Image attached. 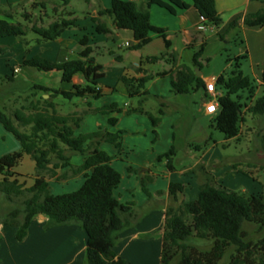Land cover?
<instances>
[{
    "label": "trees",
    "instance_id": "obj_1",
    "mask_svg": "<svg viewBox=\"0 0 264 264\" xmlns=\"http://www.w3.org/2000/svg\"><path fill=\"white\" fill-rule=\"evenodd\" d=\"M70 0H56L53 8L54 19L46 26L34 20L31 13L24 12L22 17L25 24L10 22L13 16L4 13L7 19H0V38L6 36L22 37L28 31L34 32L38 42L53 41L62 33L77 26V17L72 12L59 10L68 5ZM142 7L134 0H111L108 9H100L98 15H108L117 29L132 31L135 44L133 49H140L151 40V33L166 39L165 29L153 26L150 22L148 7L157 4L170 13H175L174 6L187 8L188 4L181 0H144ZM193 7L202 18L200 24H211L218 27L221 16L215 7V0H191ZM10 5V4H8ZM39 5H42L40 3ZM173 5V6H172ZM58 13V14H57ZM97 21L96 18H92ZM243 23L247 26L264 25V8L244 16ZM236 27V21L229 24V28ZM98 33H107L104 26L97 23ZM220 37H223L220 35ZM81 50L76 59L52 62L39 55L22 60V66L35 68L39 71L60 72L61 81L71 83L75 75H82L84 84H72L69 90L50 88L39 83H32L28 90L32 99L27 106L13 109L9 114L0 110V123L6 131L11 133L19 142L17 151L0 157V195L12 207L3 215L0 221L16 228V239L22 241L27 235L32 218L36 214L47 216L45 228L75 224L85 231L86 247L83 264H125V260L118 256L113 247L119 239V234L133 226L136 215L130 204H121L113 194L121 180L120 173L111 165V156L98 148L99 141H107L115 147L120 146L119 133H110L103 129L90 133L75 134L82 120V114L77 112L61 113L57 109L55 98L61 96L71 100L74 97L98 98L102 95L97 87V81L102 77L100 65L92 56L93 49L88 45V37L79 40ZM205 44L193 53V65L201 67L200 58ZM1 51V47H0ZM165 57L174 65L177 57L169 52L166 56L149 57V62H157ZM247 53L227 57L231 62V69L223 72L216 79L220 93L217 97V110L211 118L212 126L224 134L226 139H239L241 127L246 122V116H264V95L255 97L258 87H264V67L261 84L245 75L241 70L242 61ZM208 61V58H206ZM170 71L156 73L143 72L140 77L121 76L129 96L139 98V107L135 109L144 112L142 103L149 92L146 84L154 77L165 75ZM12 81L13 76H6ZM173 92L190 94L198 89L205 91V83L197 76L193 67L183 65L175 72L171 81ZM39 94L38 98H33ZM48 95V97H43ZM104 111H120L114 104L102 107ZM154 126L158 118L150 116ZM115 118H109L114 123ZM260 148L264 151V129L257 133ZM175 149L172 146L161 154L159 160L165 159L166 165L172 169V156ZM74 154L85 155L84 161L78 166L71 164ZM28 155L34 162L35 174L32 185H27L22 174L14 168ZM69 167L67 171H59ZM202 167V166H199ZM233 167L239 171L238 164ZM131 170L130 167L127 168ZM248 172H245V174ZM83 174L84 181L80 187L71 192L53 194L48 179L56 180ZM150 178H141L145 191V183ZM181 183L171 182L168 187L170 204L165 210L164 225L161 231L162 243L160 264H218L229 249L232 252L227 264H264V236L252 241L245 224L264 226V195L240 194L217 187L213 176L203 172V180L199 183L197 198L178 203L177 193L181 192ZM198 242H209L208 250H201Z\"/></svg>",
    "mask_w": 264,
    "mask_h": 264
},
{
    "label": "crops",
    "instance_id": "obj_2",
    "mask_svg": "<svg viewBox=\"0 0 264 264\" xmlns=\"http://www.w3.org/2000/svg\"><path fill=\"white\" fill-rule=\"evenodd\" d=\"M134 1L142 7L145 5L144 0ZM181 1L187 3L188 7L174 6L175 13H170L157 4H151L148 7L151 24L165 29L169 47H166L162 37L151 33V40L147 44L140 49L132 50L134 54L131 61H127L125 57L115 53L107 45L108 41L115 42L121 40L122 37L130 40L125 41L126 47L135 44L132 31L117 29L110 16L98 15L100 9H108L111 6V0H70L67 6L59 9L74 13L77 17V26L65 30L55 40L57 48L76 52L78 56L81 50L79 40L83 36H87L88 45L93 49L92 56L95 58V62L100 65L99 72L102 73V77L97 81V86L101 89V96L107 95L105 101L100 100L101 102L92 103L91 101L95 99L93 97H74L70 101L74 105L70 112H80L82 109L80 105L83 103H91V106L87 107L91 110L110 104H114L120 110L112 111L107 119L93 111H88L89 113L82 117L79 127L90 128L92 131L103 128L110 133H119V147H115L107 141H99L98 148L111 156V165L121 175L119 184L113 190L114 196L119 203L130 204L137 218L133 226L119 234V239L113 247L114 252L125 260V264H160L161 231L164 225L165 210L170 204L169 184L174 182L183 185L182 191L177 193L178 203L191 201L197 198L199 183L203 180V172L210 174L214 172L210 170L207 162L212 159L208 157V153L211 148L215 147L216 141L213 140L211 146L212 135L208 134L207 126L198 123L199 119L208 117L211 120L214 115L205 111L206 92L203 89H198L190 94L174 93L171 81L175 77L176 70L187 65L193 67L197 76L204 83L212 78L217 79L226 69L225 66L211 69L208 63L205 67L202 65V58L206 57L204 54L206 46L210 41L215 44L217 41L224 43L234 41L235 37H238V33H241L244 38L240 40V47H243L238 49L234 57L246 52L247 58L244 61L247 62V71L243 69L244 61H242L241 70L255 84H261L264 67V25L250 27L243 23V19L245 15L264 8V0H215V7L222 22L218 27L205 24L203 29L198 28L201 17L193 7L192 1ZM40 3L43 6L39 5ZM56 4V0H0V10L7 11L13 16V19H8L10 22L19 20L24 12H28L32 17L35 16L34 20H38L40 25L45 26L54 19L53 15L48 14V10H53ZM31 8H34V11H31ZM39 8L41 10H38ZM2 12L0 19H7ZM92 18H96L97 21H93ZM232 21H236V27L229 28ZM97 23L107 28L108 32L98 33L96 31ZM208 31L213 35H206ZM10 38V36L1 37L0 41L7 42L10 41ZM41 44L44 45V43ZM202 44H205V49L202 56L198 58L201 63V67L198 69L193 65L192 52L197 51ZM106 49L115 64H111V60L105 59ZM214 50H218V46L215 45ZM169 52L174 53L177 57L174 65L165 57L157 62L147 60L149 57L166 56ZM185 52L189 53V56L184 62L182 58ZM39 56L45 58L43 55ZM30 58L32 56L22 54L19 61ZM54 58L48 60L62 62L70 59L66 54L63 57ZM108 67L114 70L111 79H107L109 72L105 70ZM14 69H18L16 73H19L18 67H14ZM33 69L35 68L30 69L29 67L26 70L27 81L36 82L31 78L34 75ZM160 71H170V73L157 76L147 83L149 94L157 99V108L154 107L151 109L154 111H148L146 107L144 108L143 102L141 106L146 117L137 114L127 115L124 108L127 106L128 94L121 82V76L140 77L143 72L156 73ZM43 73L48 78L47 81H42L43 85L53 88L52 83L55 80L61 81L59 71L52 70ZM63 83L65 82H62L58 89L69 90L72 84H84L85 79L78 74L73 77L71 83L66 85ZM108 83L111 85H107ZM215 88L220 93L217 84ZM259 90H261L260 86L257 91ZM156 110L157 116L154 114ZM149 115L158 118L156 126L152 124ZM250 117L255 120L262 119L257 116ZM109 118H115L116 121L110 123ZM260 128L264 129V126H260ZM199 131L201 132L197 133ZM82 132L84 131L82 130ZM177 140H181L183 143L185 157L178 149ZM172 146L175 153L171 161L172 169H169L166 160H159L158 157ZM19 148V142L0 123V157L17 151ZM199 153H201L200 156H198ZM182 157L187 159L186 163L182 164L181 162L180 165H175L174 163L180 162ZM84 158L85 155L80 154L71 157L70 162L72 165L78 166L83 163ZM128 167L131 168L130 171H128ZM68 169L69 167L60 170L59 174ZM143 177L150 178L145 183V191L141 184ZM83 181V174L62 180H56L55 177L48 179L53 194L74 191L80 187ZM66 186L71 189L65 191ZM11 207L12 205L0 195V215L8 212ZM46 223V215L36 214L31 220L27 235L22 241H19L15 236L16 228L0 221V264H83L87 239L85 231L75 224L45 228Z\"/></svg>",
    "mask_w": 264,
    "mask_h": 264
},
{
    "label": "rangeland",
    "instance_id": "obj_3",
    "mask_svg": "<svg viewBox=\"0 0 264 264\" xmlns=\"http://www.w3.org/2000/svg\"><path fill=\"white\" fill-rule=\"evenodd\" d=\"M38 10H41V8H39ZM31 11H34V8H31ZM48 14L53 15L54 13L50 9L48 10ZM34 17L35 16H33V18ZM15 21L25 24L22 15L19 20ZM206 35L211 36L213 34L208 31L206 32ZM10 37V41H0V110L6 114H9V112L13 109L20 108L21 106H27L29 100L32 99L31 91L28 90V87L32 83L38 82L39 84H41L43 83L42 81H47L48 79L43 71L33 69L34 75L31 78L36 82L27 81L26 78L28 77V75H26V70L29 67L22 66V61H19L22 54H27L32 57L35 55H43V57L47 59L50 58L52 60L55 59L54 57H63L64 54H66L70 59H76L78 57L76 52L70 50L66 51L63 49L59 50L57 48L58 45L55 40L38 42V36L31 31H28L26 35L22 37ZM243 38V35L241 33H238V37H235L234 41H229L227 43L217 41L216 44L210 41L206 46V50L204 53L205 56L208 57V61L206 60V57H203L202 65L205 67L208 63V66L211 69H217L218 67L225 66V71L228 72L231 69V65L229 64V62H227V57L233 58L238 49L243 47H240V40H242ZM125 41L130 40H128V38L122 37L121 40H117L115 42L111 40L108 41L107 45L108 48L112 49L115 53L122 55L127 59V61H131L134 54L132 52L133 48H131L132 45L126 47L124 45ZM41 43H44V45H42ZM215 45L218 46V50H214ZM106 51L107 49L105 50V59L111 60V64H115L113 58L109 56ZM187 56H189V53L185 52L183 54L182 61H187ZM14 67H18L20 69L19 73H16L15 75H13ZM243 69L247 71V62L245 61L243 62ZM105 71L109 72V76L107 79H111L114 70L111 67H108V69H106ZM6 76H13V80H6ZM52 84L54 85L53 88L58 89L60 87V84H62V81L55 80ZM63 84L66 85L67 83ZM107 85L111 84L108 83ZM261 95H264V87H261V90L256 92L255 97ZM38 96L39 94H37L33 98H38ZM45 96L48 97V95H43V97ZM106 96L107 95H103L95 98L93 99V101H91V103L100 100L105 101L107 99ZM54 101L58 103L57 109L61 113H68L74 107V105L70 103L71 100L64 99L61 96L55 98ZM127 101V106L124 108L126 109L127 115L137 114L139 116L146 117L144 112L135 110L137 109V107H139L138 97H131L128 95ZM91 103L81 104L80 107H82V109L78 113L82 114V117H84L85 114L89 113L88 111H93V113H97L99 116H103L107 119L111 112L104 111L102 109V107H104L105 105L92 110L89 108L87 109V107L91 106ZM157 104V99L149 94L145 99L143 106L144 108L146 107L148 111H154L151 109H153L154 107L157 108ZM154 114L157 116V110L154 112ZM257 118L262 119L255 120L252 119L250 115L246 116V122L241 127V134L238 140L236 138L226 139L223 133L215 129L213 126H208L212 125L211 120L208 117L199 119L198 123L202 124L203 126H207L206 129H208V134L212 135L211 146L213 144V140L216 141L215 147L211 148L208 153V157L212 159L207 162L210 170L214 171L213 173H211V175L214 178L215 185H220L223 188H226V190L234 191L240 194L249 195L253 193L257 195H264V151H262V149L260 148V141L257 135V133L262 130L260 126H264V116H257ZM254 128L256 129L253 130ZM82 130L86 133L87 131L88 133H90V131L94 132L90 130V128L82 129L78 126L77 128H75V134L84 133L82 132ZM200 132L201 131L197 133ZM176 143L179 147L178 149L182 151L181 155L185 157V148L182 147L183 143L181 142V140H177ZM77 155L80 154H74L72 157ZM200 155L201 153L198 154V156ZM184 157H182L180 162H175L174 164L180 165L181 162L182 164H185L187 159ZM234 164H238V168H241L248 173L245 174V172L239 171L237 168L235 169L233 167ZM14 171L23 175L28 186L33 184L35 166L33 160L29 156H24L23 160L14 168ZM70 189L71 188H67V186L65 187V191H69ZM244 230L248 232L249 239L252 241H255L264 236V226L262 229H260L258 225L245 224ZM197 245L201 250H208L210 248L209 242L197 241ZM231 252L232 248L228 250V252L218 264H227L229 262ZM173 264H175V261L173 262Z\"/></svg>",
    "mask_w": 264,
    "mask_h": 264
},
{
    "label": "built area",
    "instance_id": "obj_4",
    "mask_svg": "<svg viewBox=\"0 0 264 264\" xmlns=\"http://www.w3.org/2000/svg\"><path fill=\"white\" fill-rule=\"evenodd\" d=\"M198 28L203 29L204 27L202 24H200ZM17 71L18 69H14L13 73H16ZM215 85H216V79L214 78L208 80L205 83V92H206L205 111L209 114H215L217 110V97L219 93L217 92Z\"/></svg>",
    "mask_w": 264,
    "mask_h": 264
},
{
    "label": "water",
    "instance_id": "obj_5",
    "mask_svg": "<svg viewBox=\"0 0 264 264\" xmlns=\"http://www.w3.org/2000/svg\"><path fill=\"white\" fill-rule=\"evenodd\" d=\"M197 72H198V74H199V70H198ZM45 97H47V96H45Z\"/></svg>",
    "mask_w": 264,
    "mask_h": 264
}]
</instances>
